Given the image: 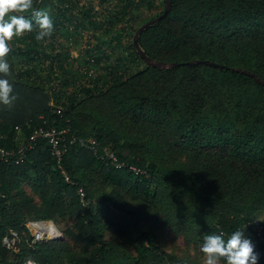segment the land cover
<instances>
[{
    "label": "trees",
    "instance_id": "trees-1",
    "mask_svg": "<svg viewBox=\"0 0 264 264\" xmlns=\"http://www.w3.org/2000/svg\"><path fill=\"white\" fill-rule=\"evenodd\" d=\"M169 2L167 15L138 36L144 56L133 41L126 45L131 64L143 66L128 65L65 109L30 80L31 68L16 65L25 58L29 66L37 55L8 42L10 69L0 78L12 84L15 100L0 103V144L16 146L17 130L26 138L41 125L68 124V136L98 145L96 152L69 145L62 169L43 140L18 164L0 160V264H203L160 247L158 231L172 226L170 216L201 225L193 241L200 247L209 235L227 239L236 230L263 246L244 225H264V0ZM44 6L33 0L35 10ZM66 10L54 12L53 28ZM38 30L34 24L18 38L34 39ZM103 147L126 166L101 159ZM156 200L167 214L153 227L138 215ZM32 221H52L61 237L33 241Z\"/></svg>",
    "mask_w": 264,
    "mask_h": 264
},
{
    "label": "rangeland",
    "instance_id": "rangeland-1",
    "mask_svg": "<svg viewBox=\"0 0 264 264\" xmlns=\"http://www.w3.org/2000/svg\"><path fill=\"white\" fill-rule=\"evenodd\" d=\"M147 1L151 5L126 8V0H44L43 10L48 11L52 19L57 17L56 10L67 9L66 13L51 35L42 40L28 36L24 41L13 36L10 45L37 55L29 66L24 64L25 58H18L16 65L19 67L22 62L23 69L31 68L30 80L48 91L54 108L65 109L70 103L79 105V101L88 98V89L94 91L95 85L110 84L128 65L132 69L143 66V62L138 60L131 64L126 45L132 43L137 29L156 17L166 5L163 0ZM104 116L100 115L99 120L104 121ZM85 126L88 133L94 128L88 122ZM22 135L17 130V136ZM156 201L151 205L150 213L141 209V215H138L139 219L147 216L153 227L167 214ZM169 218L173 221L172 226L167 225L158 231L160 247L167 252L203 261L200 244H194L201 225L179 216Z\"/></svg>",
    "mask_w": 264,
    "mask_h": 264
},
{
    "label": "clouds",
    "instance_id": "clouds-1",
    "mask_svg": "<svg viewBox=\"0 0 264 264\" xmlns=\"http://www.w3.org/2000/svg\"><path fill=\"white\" fill-rule=\"evenodd\" d=\"M30 13L29 15H23ZM7 17V18H6ZM34 24L40 29L35 38L42 40L53 31V20L48 11L35 10L33 0H0V73L7 74L10 69L5 59L10 51L8 42L13 36L19 37L33 31ZM12 84L0 78V103L10 105L15 100ZM255 244L243 230H236L225 239L223 234H213L205 238L201 247L203 264H258Z\"/></svg>",
    "mask_w": 264,
    "mask_h": 264
},
{
    "label": "built area",
    "instance_id": "built-area-1",
    "mask_svg": "<svg viewBox=\"0 0 264 264\" xmlns=\"http://www.w3.org/2000/svg\"><path fill=\"white\" fill-rule=\"evenodd\" d=\"M59 111H57L58 113ZM45 122V121H44ZM69 125H65L62 128H58L56 126L50 125H41L32 129L30 135L28 137H16L17 145L13 147H6L0 144V160L6 163H15L18 164L22 162L29 150L35 148L40 140L46 142L50 154L55 160L57 167L62 169V160L65 152L68 149L69 145L80 144L93 152L97 151V141L95 139L92 140H84L82 138L76 137L74 135L68 136L69 133ZM0 139H6L4 135L0 134ZM101 159H105L111 165L116 168L125 167V163L118 160L114 151L103 147V154L100 156ZM129 169L134 171V173H140L141 171L134 167L129 166ZM65 175V172L63 170ZM79 197L82 201H84V192L82 188L78 189ZM29 230L33 235V241L43 240L47 238H59L61 237V233L53 222L46 223V221H32L28 224ZM246 227L254 233V238L258 240V242L263 243L262 247H259L253 240L255 244V248H257L261 254L264 256V225L257 219L253 221H247L245 223ZM3 242L9 245V240L7 237H4ZM25 264H35L33 261L28 260Z\"/></svg>",
    "mask_w": 264,
    "mask_h": 264
},
{
    "label": "water",
    "instance_id": "water-1",
    "mask_svg": "<svg viewBox=\"0 0 264 264\" xmlns=\"http://www.w3.org/2000/svg\"><path fill=\"white\" fill-rule=\"evenodd\" d=\"M39 2H40V0H39ZM169 6H170V2H169V0H168V1L166 2V5H165L163 11H162L158 16L154 17L152 20L146 22L144 25H142L141 27H139V28L137 29V31H136V33H135V35H134V37H133V43H134V45L137 47V50L139 51V53H140L141 56H144V53L140 50V48H139V46H138V36H139V34H140L145 28H147L148 26H150L151 24H153V23H155V22L161 20L163 17H165V16L167 15V13H168ZM147 61H149V62L152 63V64H157V65H159V66H161V67L166 66L165 63L152 62V61L149 60V59H147ZM195 62H199V61H195ZM200 62L210 63V62L207 61V60H205V61H200ZM210 64H211V63H210Z\"/></svg>",
    "mask_w": 264,
    "mask_h": 264
}]
</instances>
